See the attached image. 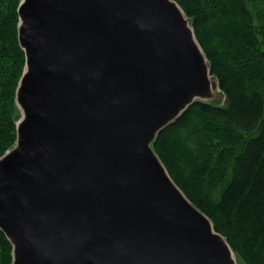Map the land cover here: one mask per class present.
<instances>
[{"label": "water", "instance_id": "1", "mask_svg": "<svg viewBox=\"0 0 264 264\" xmlns=\"http://www.w3.org/2000/svg\"><path fill=\"white\" fill-rule=\"evenodd\" d=\"M18 13L17 137L0 156L11 264H239L154 148L191 105L225 97L180 4L20 0Z\"/></svg>", "mask_w": 264, "mask_h": 264}, {"label": "trees", "instance_id": "2", "mask_svg": "<svg viewBox=\"0 0 264 264\" xmlns=\"http://www.w3.org/2000/svg\"><path fill=\"white\" fill-rule=\"evenodd\" d=\"M225 94L196 102L154 148L174 182L213 221L242 264H264V0H175ZM20 0H0V156L16 141L15 95L25 66ZM0 230V264L12 263Z\"/></svg>", "mask_w": 264, "mask_h": 264}, {"label": "rangeland", "instance_id": "3", "mask_svg": "<svg viewBox=\"0 0 264 264\" xmlns=\"http://www.w3.org/2000/svg\"><path fill=\"white\" fill-rule=\"evenodd\" d=\"M224 98H225V97H224ZM224 98H222V97H221V98H219V99L222 101L221 103H224V101H225V99H224ZM219 99H218V100H219ZM237 260H238V259H237ZM238 263H239V264H242V263H241L239 260H238Z\"/></svg>", "mask_w": 264, "mask_h": 264}]
</instances>
